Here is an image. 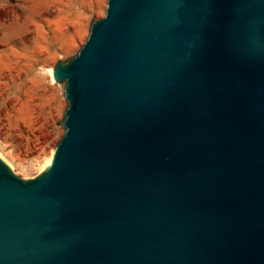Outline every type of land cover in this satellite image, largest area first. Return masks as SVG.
Segmentation results:
<instances>
[{
	"label": "water",
	"instance_id": "obj_1",
	"mask_svg": "<svg viewBox=\"0 0 264 264\" xmlns=\"http://www.w3.org/2000/svg\"><path fill=\"white\" fill-rule=\"evenodd\" d=\"M45 169L0 157V264H264V0H107Z\"/></svg>",
	"mask_w": 264,
	"mask_h": 264
},
{
	"label": "rangeland",
	"instance_id": "obj_2",
	"mask_svg": "<svg viewBox=\"0 0 264 264\" xmlns=\"http://www.w3.org/2000/svg\"><path fill=\"white\" fill-rule=\"evenodd\" d=\"M107 0H0V157L33 178L64 133V82L49 70L73 58Z\"/></svg>",
	"mask_w": 264,
	"mask_h": 264
},
{
	"label": "bare ground",
	"instance_id": "obj_3",
	"mask_svg": "<svg viewBox=\"0 0 264 264\" xmlns=\"http://www.w3.org/2000/svg\"><path fill=\"white\" fill-rule=\"evenodd\" d=\"M48 72H49V75L51 76L52 71L49 70ZM51 79H52V76H51ZM49 162H50V160L47 162V164H49Z\"/></svg>",
	"mask_w": 264,
	"mask_h": 264
}]
</instances>
